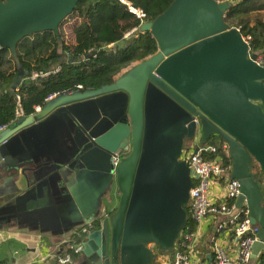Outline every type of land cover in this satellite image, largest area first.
<instances>
[{"label":"water","instance_id":"obj_1","mask_svg":"<svg viewBox=\"0 0 264 264\" xmlns=\"http://www.w3.org/2000/svg\"><path fill=\"white\" fill-rule=\"evenodd\" d=\"M81 1L0 0V50H10L19 63L18 44L44 32L54 33L61 46L60 29ZM233 7L230 1L175 0L138 30L157 41L154 56L111 85L55 96L0 132L3 161L20 162L16 169L27 181L23 162L55 154L58 160L37 169L71 161L59 175H74L77 187L88 182L96 197L92 181L106 179L108 187L115 182L118 206L87 237L83 264H156L155 250L174 252L198 178L181 157L197 132L200 146L216 137L223 141L231 178L242 190L233 215L248 207L260 227L252 262L264 253V67L241 31L226 23ZM47 127L52 143L31 149L23 144Z\"/></svg>","mask_w":264,"mask_h":264},{"label":"trees","instance_id":"obj_2","mask_svg":"<svg viewBox=\"0 0 264 264\" xmlns=\"http://www.w3.org/2000/svg\"><path fill=\"white\" fill-rule=\"evenodd\" d=\"M126 1L143 10L147 15L146 21L151 22L175 0ZM231 1L235 7L227 14L226 23L240 30L245 39H250L252 54L264 57V21L260 17L264 12V0ZM75 17L79 22L73 27L71 44L63 39L62 26L61 46L52 32L22 40L17 47L19 63L10 50H0V130L17 121L16 114L20 108L23 117H29L54 96L74 94L80 91L79 87L88 91L111 85L134 64L158 52V43L153 35L138 32L141 21L130 14L127 6L119 0H82L70 18ZM46 73L49 75L42 76ZM35 74L37 78H34ZM17 80H21V84L14 89ZM209 144L218 148L225 167H231L223 141L216 137ZM258 172L256 177L263 179L259 169ZM262 193L264 197V187ZM186 211L188 222L182 234L193 232L197 227L190 206ZM103 221H94L92 230H99ZM75 239L76 243L84 244L86 236H76ZM258 262L264 263V253Z\"/></svg>","mask_w":264,"mask_h":264},{"label":"crops","instance_id":"obj_3","mask_svg":"<svg viewBox=\"0 0 264 264\" xmlns=\"http://www.w3.org/2000/svg\"><path fill=\"white\" fill-rule=\"evenodd\" d=\"M49 128L52 129L47 127L34 132L28 141L24 138L23 144L30 149L46 147L48 139L52 143ZM60 136H56L55 140ZM61 142H66L64 137ZM67 144L72 145L68 142L62 145L63 148ZM0 155V264H60V247L68 241L74 244V236L79 229L93 224V221L105 219L108 212L118 206L119 192L115 182L108 187L106 179L99 177L92 181L96 197L94 191H90L88 182L83 180L85 186L79 182L77 187L74 175L64 172L61 177L62 169L69 168L71 161L65 163L67 165L54 164L37 169L40 165L58 160V155L54 154L52 158L33 156L29 162H23L22 167L28 169L26 175L29 181L21 170L16 169L20 162L3 161L5 155L3 152ZM72 172L76 174L78 171L72 169ZM42 199H46V203L39 205ZM98 199H101L99 203ZM95 209L97 211L93 212ZM217 226V222L212 220L205 224L201 233L197 248L202 264H213L214 244L217 242L225 246L229 255L235 256L237 252L233 235L220 234ZM83 262L82 254L70 264ZM172 262L173 253H156V264ZM251 264L260 263L257 260Z\"/></svg>","mask_w":264,"mask_h":264},{"label":"built area","instance_id":"obj_4","mask_svg":"<svg viewBox=\"0 0 264 264\" xmlns=\"http://www.w3.org/2000/svg\"><path fill=\"white\" fill-rule=\"evenodd\" d=\"M119 1L127 6L129 13L140 20L141 24L147 22V15L143 10L136 8L126 0ZM218 1L233 2L231 0ZM131 34L133 32L129 33L126 37H129ZM246 40L250 41V39ZM257 62L260 66L264 67V57H258ZM48 75L49 73H46L42 76ZM37 77L38 75L35 74L34 78ZM79 89L80 91L83 90L82 87H79ZM16 116L17 119L23 117L21 108L18 109ZM6 128L1 129L0 132ZM189 143L191 145L189 148L184 147L181 159L189 162L191 168L198 176L194 180L189 203L190 213L197 227L193 232L181 234L173 252L172 264H202L197 247L205 224L212 220L217 222V231L220 234L233 235L237 242L235 256L229 255L225 246L221 243H215L213 264H251L253 245L258 241L260 227L252 223L246 205L237 215H233L237 200L242 195L240 183L231 178V167H225L223 158L218 153L216 146L210 144L200 146L199 132H197L195 140ZM208 156H213V158L210 159ZM109 217V214H107L105 219ZM81 230V233H78V231L74 237L85 235L87 239L93 232L92 224L86 225ZM85 243L75 242L72 244V241L66 242V245L60 247L58 251L59 263H73L74 257L83 254Z\"/></svg>","mask_w":264,"mask_h":264},{"label":"rangeland","instance_id":"obj_5","mask_svg":"<svg viewBox=\"0 0 264 264\" xmlns=\"http://www.w3.org/2000/svg\"><path fill=\"white\" fill-rule=\"evenodd\" d=\"M258 17V16H257ZM260 17L263 19L264 17V14H260ZM79 22V20L75 17V18H69L68 20L65 21V23L63 24V27H62V34H63V39L68 43V44H71L73 42V27ZM260 57H263V56H260ZM137 64V63H136ZM135 65V64H134ZM191 145V143H186V148H189ZM258 166H256L254 168V172L255 173H259L258 172ZM263 187H264V184H263ZM99 201H101V199L99 200L98 199V203ZM117 203V202H116ZM104 214L106 215L107 214V211L105 210L104 211ZM108 214H111L110 211L108 212ZM94 223V221H93ZM159 252L156 250V253ZM162 253V252H160Z\"/></svg>","mask_w":264,"mask_h":264}]
</instances>
